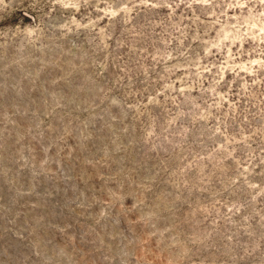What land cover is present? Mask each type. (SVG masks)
<instances>
[{"label":"rangeland","instance_id":"rangeland-1","mask_svg":"<svg viewBox=\"0 0 264 264\" xmlns=\"http://www.w3.org/2000/svg\"><path fill=\"white\" fill-rule=\"evenodd\" d=\"M0 264H264V0H0Z\"/></svg>","mask_w":264,"mask_h":264}]
</instances>
